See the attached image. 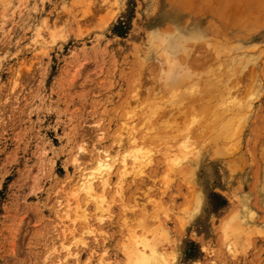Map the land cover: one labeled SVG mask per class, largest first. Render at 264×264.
<instances>
[{"label":"rangeland","instance_id":"374dc122","mask_svg":"<svg viewBox=\"0 0 264 264\" xmlns=\"http://www.w3.org/2000/svg\"><path fill=\"white\" fill-rule=\"evenodd\" d=\"M160 29L199 34L186 51L221 78L205 111L187 101L207 80L159 86ZM101 147L151 164L99 185L93 210L81 183ZM130 247L158 264H264V0H0V264H129Z\"/></svg>","mask_w":264,"mask_h":264},{"label":"bare ground","instance_id":"6f19581e","mask_svg":"<svg viewBox=\"0 0 264 264\" xmlns=\"http://www.w3.org/2000/svg\"><path fill=\"white\" fill-rule=\"evenodd\" d=\"M211 1H213V0H211ZM215 2V1H214ZM237 3V2H236ZM239 3V2H238ZM189 4V3H188ZM187 4V5H188ZM192 4V3H191ZM211 5V4H210ZM229 5H231V3H229ZM240 5V4H239ZM213 6V5H212ZM227 6H228V4H227ZM238 6V5H237ZM237 6H235V7H237ZM225 7V6H224ZM246 8H248L249 9V7H246ZM185 9V8H184ZM232 9V8H231ZM236 9V8H235ZM225 11V10H224ZM249 11V10H248ZM247 11V12H248ZM217 12V11H216ZM230 12V11H229ZM242 12V11H241ZM212 13H213V11H212ZM234 13V12H233ZM216 14V13H215ZM215 14H213V16L215 15ZM218 14V13H217ZM227 14V13H226ZM247 14V13H246ZM249 15H251V14H249ZM238 16V15H237ZM241 16H243V15H241ZM225 18V17H224ZM229 18H230V16H229ZM245 18V17H244ZM254 18H255V16H254ZM241 19V18H240ZM224 20V19H223ZM228 22V21H227ZM251 23V22H250ZM245 26V25H244ZM249 26V25H248ZM252 26V25H251ZM208 28V27H207ZM234 28V27H233ZM257 30V29H256ZM185 36L186 37H188V38H190V40L191 39H195L196 37L195 36H198L199 34L194 30V29H191V31H186L185 32ZM185 36H179V39H173L170 43H169V48L170 49H174L175 51H177V52H180L182 55H183V57H179V59H181V60H178V61H181V62H179V67L177 68V69H175L170 75H167L166 77H164L163 79H164V81H163V84L162 85H159L161 88H162V90H164L165 91V93L167 92V90L169 89V91H170V88H171V90H173V89H175V87L174 86H184L185 84H188V86H189V84H193L194 83V85H197L198 84V82L202 79V80H207V82H208V87L207 88H205L204 89V91H200L201 93H195V88H198V87H192V85L191 86H189L188 88L190 89V87H192L191 89H190V91H188L189 93H191V95L189 94V96H188V101H187V104H188V106H190V107H195L196 106V108H199V107H201L202 108V110H204L205 111V109H206V107H207V105L208 104H213L211 101H212V98H214V91H215V89H216V85H217V82H219V80L221 79H219L218 77H217V74H218V72H217V74L214 72L215 70H214V68H216V67H214V66H211V65H206L207 64V62L209 61V58H207V57H201V56H199V54H196V53H194V56H192L191 54H189V52H195V51H193V50H188V51H186V48H185V45H186V40H187V38L185 37ZM224 38V37H223ZM238 38V37H237ZM228 40V39H227ZM216 41V40H215ZM214 43V42H213ZM202 44V43H201ZM209 44V43H208ZM221 44V43H220ZM220 46V45H219ZM226 46V45H225ZM196 47V46H195ZM198 47V46H197ZM150 49H151V51L152 50H156L157 48H156V46L153 44L151 47H150ZM190 49V48H189ZM217 50V49H216ZM225 50H228V49H225ZM249 50V49H248ZM218 51V50H217ZM197 52H199V51H197ZM214 52V51H213ZM184 53H186V58L184 57ZM214 53H216L217 54V52H214ZM160 55V54H159ZM182 55H179V56H182ZM209 55V54H208ZM221 56V55H220ZM223 56V55H222ZM163 57V56H162ZM174 57V56H173ZM218 59V58H217ZM216 59V60H217ZM223 59V58H222ZM221 59V60H222ZM165 59H163V61H164ZM210 62V61H209ZM239 63H240V61H239ZM165 65L167 64V63H164ZM163 64V65H164ZM139 65H140V63H139ZM161 65H162V63H161ZM157 66V65H156ZM156 66H155V68H156ZM152 67H154V65H152ZM160 67V66H159ZM163 67V66H162ZM162 67H160V68H162ZM158 68V67H157ZM163 68H165V67H163ZM166 68L168 69V67L166 66ZM139 69H141V68H139ZM238 69V68H237ZM142 70V69H141ZM166 70V69H165ZM164 70V71H165ZM201 70V71H200ZM156 71H157V69H156ZM162 71H163V69H162ZM157 72H159V71H157ZM161 72V71H160ZM159 72V73H160ZM166 72H168V70H166L165 71V73ZM221 72H223L222 70H221ZM241 72V71H240ZM245 72V71H244ZM151 73V72H150ZM140 74H142V73H140ZM139 74V75H140ZM156 74V73H155ZM219 74H221V73H219ZM228 74V73H227ZM251 74V73H250ZM160 75L163 77V75H164V72H163V74H162V72L157 76L158 77V79L159 80H162L161 79V77H160ZM216 75V76H215ZM243 75V74H242ZM219 76V75H218ZM244 76V75H243ZM250 76V75H249ZM132 77V76H131ZM152 77H153V75H152ZM245 77H247L248 78V76H245ZM137 78V77H136ZM225 78V77H224ZM242 78V77H241ZM250 78H252V76H250ZM249 78V79H250ZM138 79V78H137ZM143 79V78H142ZM158 79H154V80H152V78H151V80H150V82H148L147 81V84L149 85V86H147V87H143L144 89L143 90H141V91H145V93H146V95L148 96V100H149V96H151V97H153L152 99H154V96H152V95H156V97H157V95H158V93L160 92V90H158V93L156 92V91H154L155 90V88L156 87H154L155 86V84H154V86L152 87L151 86V84L152 83H154V82H156V83H162V82H157V80ZM239 79V78H238ZM237 79V80H238ZM147 80V79H146ZM145 80V81H146ZM158 80V81H159ZM236 80V81H237ZM248 80V79H247ZM190 81L192 82V83H190ZM204 81V82H205ZM241 81V80H240ZM245 81V80H244ZM250 81H252V79H250ZM140 83V82H139ZM201 83V82H200ZM247 83H248V81H247ZM254 83V82H253ZM252 83V84H253ZM146 84V83H145ZM146 84V85H147ZM240 84V83H239ZM255 84V83H254ZM145 85V86H146ZM241 85V84H240ZM248 85V84H247ZM246 85V86H247ZM143 86V84L141 85V83H140V85H139V87H142ZM157 86V85H156ZM187 86V85H186ZM173 87V88H172ZM222 87V86H221ZM229 87V86H228ZM238 87H240V86H238ZM159 88V87H158ZM203 88V87H202ZM245 88V87H244ZM136 89V88H135ZM141 89V88H140ZM184 89H187V87L186 88H184ZM192 89H194V90H192ZM199 89H201V88H199ZM219 89V88H218ZM225 89V88H224ZM246 89V88H245ZM177 90V89H176ZM181 90V89H180ZM179 88H178V91H177V93H179ZM234 90V89H233ZM140 91V92H141ZM173 91H175V90H173ZM228 91H231V90H228ZM237 91V90H236ZM235 91V92H236ZM180 92H184V90L182 91H180ZM216 92V91H215ZM217 92H219V91H217ZM216 92V93H217ZM221 92V91H220ZM233 92V91H232ZM144 93V94H145ZM156 93V94H155ZM187 93V92H186ZM186 93H184L185 94V96L184 97H187L186 95ZM195 93V94H194ZM237 93V92H236ZM255 93V92H254ZM221 94H223V93H221ZM225 94V93H224ZM230 93H228L227 95H229ZM234 94V93H233ZM251 94H252V92H251ZM143 95V94H142ZM160 95H161V93H160ZM160 95H158V96H160ZM178 95V94H177ZM217 95H218V93H217ZM227 95H225V97L227 96ZM242 95H244V94H242ZM137 96V95H136ZM163 96V95H162ZM178 96H181V95H178ZM183 96V95H182ZM219 96V95H218ZM218 96H215V97H218ZM253 96V95H252ZM144 97H145V95H144ZM155 97V98H156ZM173 97V96H172ZM200 97H203L204 99L203 100H198L197 98H200ZM238 97V96H237ZM236 97V98H237ZM250 97H251V95H250ZM146 98V97H145ZM232 98V97H231ZM236 98H234V99H236ZM167 99V98H166ZM176 99V98H175ZM182 99H184V98H182ZM185 99H187V98H185ZM218 99V98H217ZM243 99V98H242ZM251 99V98H250ZM155 100V99H154ZM211 100V101H210ZM153 101V100H152ZM176 101V100H175ZM181 101V100H180ZM233 101V100H232ZM238 101V100H237ZM250 101V100H249ZM165 102V101H164ZM179 102V101H178ZM183 102V101H182ZM209 102H211V103H209ZM213 102H214V100H213ZM229 103H230V101H229ZM228 103V104H229ZM168 104H169V102H168ZM172 104H173V101H172ZM180 104V103H179ZM186 104V103H185ZM235 103H233L232 102V105H234ZM236 104H238V103H236ZM235 104V105H236ZM178 105V104H177ZM180 105H182V104H180ZM214 105V104H213ZM198 106V107H197ZM238 106H240V104L238 105ZM172 107V106H171ZM177 107V106H176ZM179 107V106H178ZM182 107V106H181ZM231 107V106H230ZM233 107V106H232ZM187 108V107H186ZM214 108V107H213ZM174 109V108H173ZM215 109V108H214ZM244 109V108H243ZM197 110V109H196ZM210 110H212V108L210 109ZM210 110H208V111H210ZM218 109H216V111H217ZM176 111H177V109H176ZM203 111V112H204ZM207 111V110H206ZM245 111V110H244ZM179 112V111H178ZM183 111H181V113H182ZM199 112V111H198ZM203 112H201V113H203ZM213 112H215V110L213 111ZM223 112H224V110H223ZM222 112V113H223ZM242 112V111H241ZM173 113H174V111H173ZM185 113V112H184ZM237 113V112H236ZM187 114V113H186ZM216 114V113H215ZM180 115H182V114H180ZM207 115H208V113H206L204 116L205 117H207ZM186 116V115H185ZM216 116V115H215ZM218 116V115H217ZM195 117V116H194ZM202 117V116H201ZM210 117L212 118V116H209V119H210ZM223 117V116H222ZM235 115H233V117L231 118L230 116H229V118H228V120H227V122L229 121V120H231L232 122L235 120ZM263 117V116H262ZM172 118V117H171ZM204 117H202V119H203ZM208 118V117H207ZM233 118H234V120H233ZM216 119V118H215ZM217 120V119H216ZM216 120H213V121H215L216 122ZM197 121H198V119H197ZM205 121V120H204ZM203 121V122H204ZM212 121V122H213ZM226 121V120H225ZM225 121H223L224 123H225ZM231 121L230 122H228V123H231ZM238 121V120H237ZM208 123H209V121H207ZM214 122V123H215ZM243 122H244V120H243ZM195 123H197L196 121H195ZM210 123H211V121H210ZM209 123V125L211 126H213V123L212 124H210ZM199 124V123H198ZM216 124H217V122H216ZM233 124V123H232ZM197 125V124H196ZM221 125V124H220ZM228 125V124H227ZM243 125V124H242ZM198 127H200L199 125H197ZM207 126V125H206ZM235 126V125H234ZM209 127V126H208ZM240 127V126H239ZM202 128V127H201ZM241 128V127H240ZM199 129V128H198ZM204 130V129H203ZM213 131H215L214 129H213ZM220 131V130H219ZM223 131V130H222ZM221 131V132H222ZM232 130H230V132H231ZM191 132V131H190ZM208 132V131H207ZM228 132H229V130H228ZM213 133V132H212ZM234 133V132H233ZM189 134V133H188ZM208 134V133H207ZM224 134H226V132H224L222 135H224ZM239 134V133H238ZM187 135V134H186ZM186 135H184V136H186ZM209 135V134H208ZM222 135H220L221 137H222ZM235 135V134H234ZM189 136V135H188ZM192 136V135H191ZM200 135H198L197 137H199ZM153 137V136H152ZM220 137V138H221ZM225 137V136H224ZM189 138V137H188ZM187 138V139H188ZM193 138H194V136H193ZM207 138V137H206ZM219 138V139H220ZM196 139V138H195ZM212 139V138H211ZM231 140V139H230ZM227 141V140H226ZM129 142V141H128ZM208 142V141H207ZM157 143V142H156ZM120 144V143H119ZM130 144V143H129ZM236 145V144H235ZM120 146V145H119ZM189 146V145H188ZM192 146V145H191ZM181 147V146H180ZM185 147V146H184ZM186 148V147H185ZM184 148V149H185ZM191 149V148H190ZM219 149V148H218ZM215 150H217V149H215ZM222 150V149H221ZM224 150V149H223ZM231 151V150H230ZM117 152V151H116ZM191 152V151H190ZM140 153V154H139ZM260 154V153H259ZM216 156V155H215ZM214 156V157H215ZM225 156V155H224ZM227 157V156H226ZM92 159H93V167H92V169H91V171L89 172V173H87V174H85V176H83L84 177V180H82V183H81V186H82V189L84 190L83 192H86V194H88L89 196V199H91V204L90 205H92V208H93V210H97L98 209V207L101 205V200H99L97 197H95L93 194L91 195V192H95V190L98 188V186L99 185H103V184H108L110 181L111 182H115L116 184H119V185H122L123 184V181H125V178H126V176L129 174V173H131V176L133 175V177H136V175L138 174L139 175V173H140V170H141V168L145 165V164H147L148 166H149V164H151V162H150V159H149V157L146 155V154H144V153H141V152H138V154H135V155H127V154H123V155H119L118 153H116V154H114V155H112L111 154V151H109L107 148H102L101 147V149H99L98 151H97V153L96 154H94V155H92ZM76 162V160H73V162ZM74 162V163H75ZM149 163V164H148ZM75 165V164H74ZM147 165H145V166H147ZM76 167H77V165H75ZM235 167V166H234ZM137 175V176H138ZM81 176V175H80ZM80 182V181H79ZM110 185H112V184H110ZM121 187V186H120ZM101 190V189H100ZM99 190V191H100ZM86 194H83V195H86ZM97 194V193H96ZM82 196V195H81ZM115 197H117V196H115ZM96 199H98V200H96ZM82 202H83V200H82ZM82 205V204H81ZM84 205H85V203H84ZM83 209V208H82ZM88 209V208H87ZM56 210V209H55ZM63 210V208L60 210V211H62ZM91 210V209H90ZM64 211V210H63ZM88 211V210H87ZM65 213H66V211H64ZM63 214H61V216H62ZM61 216L59 217V219H63L64 217H62L61 218ZM55 217H56V215H55ZM66 217H68V216H66ZM58 218V217H57ZM64 220V219H63ZM129 230H130V228H129ZM126 232V231H125ZM127 232H128V230H127ZM130 232V231H129ZM128 232V233H129ZM131 234L132 233H134L133 231H132V229H131V232H130ZM127 234V233H126ZM130 234V235H131ZM144 237V236H143ZM139 239H141V237L139 238ZM144 239V238H143ZM147 238H145L144 240H146ZM142 242H145V245H146V243L148 242V241H143L142 240ZM142 244V243H141ZM150 244V243H149ZM61 245V244H60ZM127 245V244H126ZM130 245V244H129ZM151 245V244H150ZM59 246V245H58ZM146 246H148V245H146ZM59 247H61L62 248V246H59ZM127 247H128V245H127ZM144 248V247H143ZM139 249V248H138ZM55 250H57V249H55ZM150 250V249H149ZM153 251V250H152ZM51 252V251H50ZM53 252V251H52ZM148 252V251H147ZM54 253H56V251H54ZM149 253V252H148ZM146 253L144 250L143 251H141L140 249L139 250H133L131 247L130 248H127V249H125L124 250V257H125V259H126V261H127V263H129V264H158L159 262H160V258H159V256L157 255V254H155V253Z\"/></svg>","mask_w":264,"mask_h":264},{"label":"clouds","instance_id":"9594fccd","mask_svg":"<svg viewBox=\"0 0 264 264\" xmlns=\"http://www.w3.org/2000/svg\"><path fill=\"white\" fill-rule=\"evenodd\" d=\"M150 42L154 44L157 51L162 56L168 57V72L165 75H170L175 69L179 67V61L173 57V52L169 48V43L174 39V33L166 29L150 31Z\"/></svg>","mask_w":264,"mask_h":264}]
</instances>
